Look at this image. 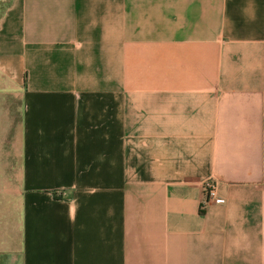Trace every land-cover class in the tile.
<instances>
[{
    "label": "crops",
    "instance_id": "crops-1",
    "mask_svg": "<svg viewBox=\"0 0 264 264\" xmlns=\"http://www.w3.org/2000/svg\"><path fill=\"white\" fill-rule=\"evenodd\" d=\"M0 264H264V0H0Z\"/></svg>",
    "mask_w": 264,
    "mask_h": 264
},
{
    "label": "built area",
    "instance_id": "built-area-1",
    "mask_svg": "<svg viewBox=\"0 0 264 264\" xmlns=\"http://www.w3.org/2000/svg\"><path fill=\"white\" fill-rule=\"evenodd\" d=\"M204 205L223 206L224 201L218 198L217 185L213 181H207L204 185Z\"/></svg>",
    "mask_w": 264,
    "mask_h": 264
}]
</instances>
